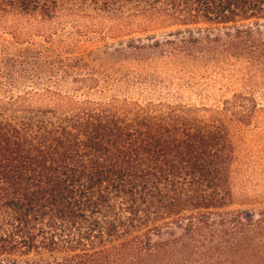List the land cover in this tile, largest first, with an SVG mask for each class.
Returning a JSON list of instances; mask_svg holds the SVG:
<instances>
[{"label":"trees","instance_id":"16d2710c","mask_svg":"<svg viewBox=\"0 0 264 264\" xmlns=\"http://www.w3.org/2000/svg\"><path fill=\"white\" fill-rule=\"evenodd\" d=\"M81 33L128 38L112 61L237 64L245 87L213 107L108 95L123 79ZM0 40V264H264V193L234 186L264 0H0Z\"/></svg>","mask_w":264,"mask_h":264},{"label":"rangeland","instance_id":"374dc122","mask_svg":"<svg viewBox=\"0 0 264 264\" xmlns=\"http://www.w3.org/2000/svg\"><path fill=\"white\" fill-rule=\"evenodd\" d=\"M172 30L174 29L165 32ZM81 35L80 42H82V45L80 51L95 50L100 58H104L102 61L107 64L108 67L106 68L117 71V77L123 79L122 82L109 84L112 87H108L109 89L106 90L108 95L116 94L142 98L141 100L176 97L177 100L184 103L204 104L213 107L219 106L223 99L231 97L233 93L240 92L245 87V84L237 77V70L239 69L237 64L217 66L209 63L198 66L188 65L183 67L185 69H182L180 66L172 67L165 59L162 61L156 59L142 61L132 58H116L112 61L102 56L101 53H111L115 48L120 47V42L121 44L128 42V38L119 41L108 40L107 44H104L101 42L96 43L94 38L97 36L93 34L83 35L81 33ZM163 35L164 31L155 34L159 40L163 39ZM3 38L8 39V37ZM139 38H143L142 42L147 44L143 36ZM0 46H4L2 40H0ZM2 50L3 47H0V59H3L6 55ZM7 53L10 57L19 55L17 50L12 51V49ZM19 69L17 67L16 70ZM151 76H154L155 80H148L150 83H145L146 86L144 87L137 83L135 79V77L145 79L147 77L151 78ZM26 84L24 79H19L20 88L23 89ZM142 88H145L144 93H141ZM253 88V92L264 108V79H259L256 83H253ZM259 121L258 124L242 129L235 135L237 161L234 172V186L239 195L253 196L264 193V112L261 114ZM234 210L251 211L252 208L249 205H244L234 207ZM184 262V264H219L220 260L216 257L207 259L186 256Z\"/></svg>","mask_w":264,"mask_h":264}]
</instances>
